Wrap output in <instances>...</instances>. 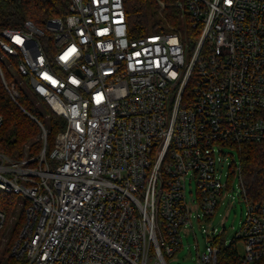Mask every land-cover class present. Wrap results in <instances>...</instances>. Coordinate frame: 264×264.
Returning <instances> with one entry per match:
<instances>
[{"label": "built area", "instance_id": "built-area-1", "mask_svg": "<svg viewBox=\"0 0 264 264\" xmlns=\"http://www.w3.org/2000/svg\"><path fill=\"white\" fill-rule=\"evenodd\" d=\"M177 6L192 39L174 29L132 35L125 0H70L65 18L2 31L0 49L67 121L50 154L0 152V191L25 201L13 255L29 264H169L193 211L211 221L221 201L242 195L239 234L226 243L217 228L204 229L209 245L196 264H220L238 239L242 264L264 258V200L247 198L241 164L225 183L218 169L223 147L264 143V0ZM237 173L242 189L234 193ZM6 221L0 211V236Z\"/></svg>", "mask_w": 264, "mask_h": 264}, {"label": "trees", "instance_id": "trees-1", "mask_svg": "<svg viewBox=\"0 0 264 264\" xmlns=\"http://www.w3.org/2000/svg\"><path fill=\"white\" fill-rule=\"evenodd\" d=\"M163 1L164 7H161L157 0H125L131 34L141 36L172 29L180 30L183 18L187 26L185 34L189 39L194 38L196 32L191 28L187 12L177 6V0ZM69 4L70 0H0V38L4 29H21L28 20L42 28L51 18H65L69 13ZM9 56L18 70V59ZM192 86L191 80L187 92L191 91ZM8 87H14L18 91L17 100L12 98ZM0 116L3 118L0 128V152L14 159L26 155L36 156L44 148L47 154H50L55 148L58 134L64 131L67 125L66 119L58 115L45 99L32 97L14 81L11 70L1 58ZM42 125L46 129V140L43 137ZM239 153L246 196L252 202L263 201L264 143L241 144ZM0 211L7 219L0 237L13 215L20 212V218L7 241L0 264H29L25 255L17 257L12 254L25 223V213L19 196L0 191ZM220 264H242L235 242L222 251ZM254 264H264V258Z\"/></svg>", "mask_w": 264, "mask_h": 264}, {"label": "rangeland", "instance_id": "rangeland-1", "mask_svg": "<svg viewBox=\"0 0 264 264\" xmlns=\"http://www.w3.org/2000/svg\"><path fill=\"white\" fill-rule=\"evenodd\" d=\"M180 30L185 34L187 30L186 23L182 18L180 25ZM0 58L8 65L11 70L14 81L17 82L21 88L27 92L32 97H36L33 93L27 80L14 66L10 60V56L7 55L3 50L0 49ZM191 58V49L186 47L185 60L188 63ZM225 156H222V162L218 163L219 173L222 177V181L225 183L228 181V172L231 166L240 165V153L239 150L234 146L223 147ZM220 156V154H218ZM233 186L234 193L240 192L242 189L240 175L237 173L235 177L230 180ZM194 197H197V185L195 179L191 176L187 179V199L191 201ZM20 198L21 203H25L23 198ZM247 210V204L242 195L237 196L236 200L221 201L218 209L216 210L215 216L211 221H206L204 218L198 220L196 217V211H193L192 215V226L187 225L181 231V248L176 252V254L168 258L169 264H196L198 253H203L207 250L209 245L208 234L204 232V229L211 233L213 228H217V236L226 243H230L234 240L240 232L242 222L245 219V213ZM20 218V212H16L13 217L8 222L6 229L3 230V235L0 237V261L4 253L7 241L9 240L13 228ZM223 223H225L226 228H223ZM237 250L240 257L245 254L244 243L241 240L236 242Z\"/></svg>", "mask_w": 264, "mask_h": 264}]
</instances>
